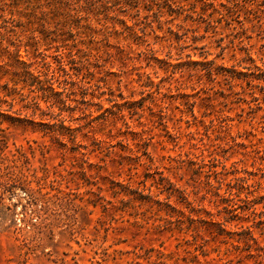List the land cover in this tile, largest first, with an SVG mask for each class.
<instances>
[{"label":"rangeland","instance_id":"374dc122","mask_svg":"<svg viewBox=\"0 0 264 264\" xmlns=\"http://www.w3.org/2000/svg\"><path fill=\"white\" fill-rule=\"evenodd\" d=\"M175 23L177 34L146 30L159 60L138 56L145 44L125 59L101 42L71 62L62 50L73 92L37 90L34 114L0 104V264H264V33ZM0 32L1 65L10 38ZM62 97L73 129L47 113ZM161 177L184 191L169 198L174 210L154 202L165 200ZM228 183L256 200L254 213L236 200L244 209L226 212ZM138 193L152 201L138 205Z\"/></svg>","mask_w":264,"mask_h":264},{"label":"trees","instance_id":"16d2710c","mask_svg":"<svg viewBox=\"0 0 264 264\" xmlns=\"http://www.w3.org/2000/svg\"><path fill=\"white\" fill-rule=\"evenodd\" d=\"M127 19L131 20V24L126 23ZM177 19H180V23H175L178 28L181 27V23L190 20L205 22V27L213 31L218 28V24L223 23L221 28L232 31L239 29L237 32H244L247 28L245 24L249 23L252 24L251 27H257L258 33H264L262 29L264 0H0V31L7 33L6 35L10 38L8 45H5L9 56L0 68H5L4 73L9 72L11 75L8 81L0 84V104L6 103L11 107L14 102L18 101L20 102L19 109H30L34 114L40 109L37 90L41 91L45 98L46 93L73 92V86L77 82L72 79L68 80L70 72L65 67L66 63L63 60L65 53L61 52L62 50H66L71 62L76 55L73 49L80 51L82 46H91L101 42L108 57L113 56L112 49L114 48L119 54L118 58L125 59L130 58V54L138 46L145 44V47L137 52L138 56L147 62L159 60L154 55L155 50L150 46L151 43L145 39L146 30L155 32L156 29L162 30L165 26L164 33L177 34L171 28L174 20ZM163 36L165 40H169L166 34ZM9 45H12L14 49L10 50ZM20 48H23L27 56L26 60L18 59ZM51 48L55 54L46 53V50ZM122 54L125 56L122 57ZM48 56L54 59L55 66L47 60ZM192 63L198 62L192 61ZM56 71L59 72L58 77L54 75ZM54 77L57 81L59 77H62L61 91L54 90ZM33 85L37 88L35 89ZM25 86H27V92H23ZM31 92L36 94L32 95ZM59 102L61 106H58V111L54 112L51 108L55 102L50 101L46 106L47 113L59 121L61 128L73 129L63 124L65 118L62 111L65 107V99L62 97ZM40 112L43 114L44 110ZM5 115L0 111V117ZM26 121L33 122L22 117H10L12 124L13 122L24 124ZM61 134H54L51 138L56 141L60 140ZM69 140L74 142V136ZM59 143L62 147H66L65 142L60 141ZM69 150L72 153L78 151L77 147ZM78 152L81 156L86 154L84 151ZM162 180L164 177H161L157 184L162 185L159 189L160 193L166 192L165 200L154 202L174 210V206L168 201L169 198L173 194L186 198L184 191L166 179V185H164ZM239 181V186L236 187L237 192L240 188L243 189V184L240 179ZM231 188H234V185L228 183L227 194L219 198V201L225 204L223 208L227 210V213L237 208L244 209L241 205H236L235 200L244 203L251 202L250 207L256 203V200L249 198L248 195L239 197L238 193L231 191ZM215 195L218 193L215 192ZM260 198H264V195ZM135 199L139 202L138 205L152 201L149 194L142 193ZM233 205L236 206L233 207ZM253 210L252 207V213H254ZM234 216H237L236 213ZM244 230L249 233V228Z\"/></svg>","mask_w":264,"mask_h":264}]
</instances>
